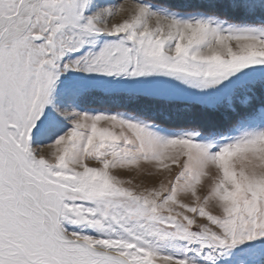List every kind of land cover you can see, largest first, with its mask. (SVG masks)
Wrapping results in <instances>:
<instances>
[{
  "label": "snow or ice",
  "instance_id": "1",
  "mask_svg": "<svg viewBox=\"0 0 264 264\" xmlns=\"http://www.w3.org/2000/svg\"><path fill=\"white\" fill-rule=\"evenodd\" d=\"M0 264H264V0H0Z\"/></svg>",
  "mask_w": 264,
  "mask_h": 264
},
{
  "label": "rangeland",
  "instance_id": "2",
  "mask_svg": "<svg viewBox=\"0 0 264 264\" xmlns=\"http://www.w3.org/2000/svg\"><path fill=\"white\" fill-rule=\"evenodd\" d=\"M118 2H124V3H132L133 0H118ZM97 107H105V105H97ZM176 171H178V169H176ZM122 175H135V174H126V173H122ZM172 175H175V172L172 173ZM160 177H157V179H159ZM137 182H139V180L141 179L140 177L136 178ZM148 183H151V181H148ZM203 222V221H202Z\"/></svg>",
  "mask_w": 264,
  "mask_h": 264
},
{
  "label": "bare ground",
  "instance_id": "3",
  "mask_svg": "<svg viewBox=\"0 0 264 264\" xmlns=\"http://www.w3.org/2000/svg\"><path fill=\"white\" fill-rule=\"evenodd\" d=\"M138 178V177H137ZM141 178V177H140Z\"/></svg>",
  "mask_w": 264,
  "mask_h": 264
}]
</instances>
